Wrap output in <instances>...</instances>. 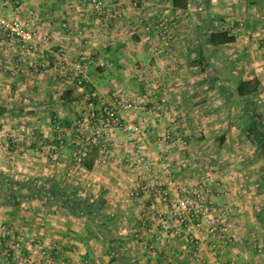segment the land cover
Returning a JSON list of instances; mask_svg holds the SVG:
<instances>
[{
    "label": "crops",
    "instance_id": "0c3cea01",
    "mask_svg": "<svg viewBox=\"0 0 264 264\" xmlns=\"http://www.w3.org/2000/svg\"><path fill=\"white\" fill-rule=\"evenodd\" d=\"M173 2L147 0L137 6L134 0H107L106 14L101 15L90 0H0L1 19L21 21L36 34L33 47L23 50L10 44L0 27V171L23 177L49 174L73 182L76 140L71 141L69 130L41 122L67 119L75 111H81L85 122L97 120L101 108L111 105L124 121H134L144 130L130 141L121 128L102 132L94 121L97 129L86 132L98 135L97 158L83 167L88 173L81 183L93 182L103 189L108 206L104 213L111 211L112 226L129 232L121 245L130 263L264 264V180L260 173H247L252 166L242 153L249 149L256 151L255 157L259 154L248 131L250 111L264 117V0H180L178 6ZM165 18L173 25L169 45L157 30ZM215 30L228 31L235 41L214 47L210 36ZM87 57L96 63L80 88L65 68ZM255 79L259 93L251 97L250 110V99L238 97L236 88L240 81ZM130 97L139 98L140 111L125 112L117 106ZM29 120H36L32 128L23 122ZM174 121L180 134L191 138L193 150L202 154L193 160L195 168L202 169L190 173V154L166 142L164 149L175 151L178 161L186 163L174 176L180 191L172 192L184 196V189L207 180L209 214L222 216L226 244L209 235L204 224L168 223L167 202L152 191L140 192L157 177L148 170L161 168L154 151H162L156 145ZM142 155L146 161L135 165L132 157ZM249 162L264 165L258 159ZM213 163L218 165L216 175L207 167ZM159 178L168 180L166 175ZM139 215L142 218L135 222ZM133 236L140 239L134 242ZM191 237L203 244L198 260ZM16 238L22 240L20 247L10 248ZM28 255L32 264H119L87 217L41 201L0 206V264H19L20 256Z\"/></svg>",
    "mask_w": 264,
    "mask_h": 264
},
{
    "label": "built area",
    "instance_id": "2783aa9c",
    "mask_svg": "<svg viewBox=\"0 0 264 264\" xmlns=\"http://www.w3.org/2000/svg\"><path fill=\"white\" fill-rule=\"evenodd\" d=\"M8 1V0H4ZM135 5H146L147 0H134ZM91 5L94 10L98 14H106L107 0H90ZM0 27L4 30L7 40L10 44L18 45L23 50L31 49L32 42L35 39L36 34L29 28L25 26L21 21H4L0 18ZM65 27V25H64ZM158 34L166 45H169L172 41V31L171 25L168 22V19H161L159 24L157 25ZM48 40V38H46ZM60 55L65 60V50L60 48ZM95 60L91 57H87L85 59H78L72 62L69 66H67L66 72L69 75V80L74 81L78 86L83 84V78H85V74L87 71L94 65ZM100 65H104V62L100 60ZM117 106L122 108L125 112H134L140 111L142 104L137 97L123 98L117 102ZM100 123L101 129L104 131L111 130L113 128L121 127L125 133L128 134H141L144 130L142 125L134 121H123L119 111L111 105H104L101 108L100 117L95 120ZM1 133V130H0ZM164 139L170 142H175L181 140L179 132L173 127L169 128L168 131L164 134ZM2 140V136L0 135V143ZM92 141V140H91ZM91 141H87L86 145H91ZM93 142V141H92ZM82 146L79 150L78 158L81 160L83 156H85L88 152V146ZM144 161L143 159L140 161ZM207 180H203L196 188H186L183 190L184 196H175L172 192L173 189L180 188L177 186L176 182L173 178H168V180L164 183L157 180V177H154L153 180L149 183L143 184L141 190L147 191L151 190L154 192V195L157 197H161L164 200L168 201V205L171 210V218L176 221L180 226L187 227L191 225L193 222L197 224V226H202L204 224L205 228L208 230L209 235L213 237L216 236L223 244H226L227 241V228L223 227V222L220 218L222 217H210L209 208L207 206V198L206 192L209 191ZM182 191V190H181ZM203 219L206 224L203 223ZM221 227V229H220ZM3 232H5L8 236L9 231L7 228L2 227ZM20 238L12 239L9 247L19 248L21 244ZM189 242L193 244L194 251L193 257L195 259L201 258V250L203 248V244L196 238H189ZM6 255L10 256L11 252L7 249L5 252ZM19 264H32L33 257L31 256H20ZM162 264H174L170 260H165ZM204 264H216L214 261H207ZM230 264H236L231 262Z\"/></svg>",
    "mask_w": 264,
    "mask_h": 264
},
{
    "label": "trees",
    "instance_id": "16d2710c",
    "mask_svg": "<svg viewBox=\"0 0 264 264\" xmlns=\"http://www.w3.org/2000/svg\"><path fill=\"white\" fill-rule=\"evenodd\" d=\"M180 0H174L178 6ZM186 8V7H185ZM235 39L228 31L215 30L210 36L211 44L216 47L233 43ZM259 93V82L240 81L236 88V94L241 98H249V108L254 104L253 98ZM255 98V97H254ZM253 120L249 126V137L258 153L264 155V123L254 115V110L249 112ZM84 192L75 186L69 185L56 177H31L18 179L6 172L0 171V200L1 205L20 206L26 202L41 201L45 206H54L68 210L72 215L87 217L98 229L104 240L110 247L112 254L119 264H133L115 239L107 237L109 225H115L114 214L104 213L107 202L104 197L83 196ZM103 219V220H101Z\"/></svg>",
    "mask_w": 264,
    "mask_h": 264
},
{
    "label": "rangeland",
    "instance_id": "374dc122",
    "mask_svg": "<svg viewBox=\"0 0 264 264\" xmlns=\"http://www.w3.org/2000/svg\"><path fill=\"white\" fill-rule=\"evenodd\" d=\"M165 14L170 15V13H165ZM171 30H173V25L171 26ZM79 87L80 88L84 87V81H83V84L81 86H79ZM105 105H108V104H105ZM81 107H86V105L85 106H81ZM87 108H88V106H87ZM90 109H91V107H90ZM84 110L85 109H83V111ZM78 112H81V111H77V112L75 111L72 115H70L71 117L68 116L70 114L69 113L67 115L68 116L67 119H61V118H59V119H46V120L44 119V120H42L41 125H48V126H50V128L52 127L54 129H57L58 131L59 130L67 129V130H69L71 132V135H70L71 141L72 140L73 141L76 140V142L73 143V145L75 146V147H73L74 148L73 149V160L76 161V163H74L75 165H74L73 171H75L74 176H76V177L74 179L75 182L73 180V182H71V183L75 184V187L80 188L84 192V196H92V197L97 198V197H101L102 196L103 189H101V187L95 185L93 182H92L93 185H88V183H81L83 181H86V179L84 178V175L88 173L87 171H85V169H83V167L84 166L86 167V165H88L90 163V161H92L93 159L97 158V154L94 153V149L96 148L95 145L97 144V142L99 140L98 139V135L96 133L93 134V133H91V131L89 133H87L86 132V128L93 127L94 129L95 128L97 129V127H98V129H100L102 132H106V131H104L103 129H101L99 122H98V126L96 127L94 125L95 122H96L94 119H92V120L89 119L87 122H85L86 119H83V117L80 116ZM91 112H92V110H91ZM134 112H137V110L134 111ZM263 112H264V110H263ZM224 113H225V111H222L220 113V115L222 116V115H224ZM120 116H121V114H120ZM260 119H261V121L264 122V117H260ZM91 121L92 122L95 121V122L94 123H91ZM23 122H25V124H27V126L29 128H32L36 124L35 123L36 120H29V121H23ZM171 127H173L174 129L177 130V132H179V126H178V122L177 121H174V123H172L171 126L168 127V128H171ZM117 128H121V127H117ZM0 130H2L1 127H0ZM1 134L3 135L2 131H1L0 135ZM179 134H180V132H179ZM134 135L135 136H139L137 134H130V135H127V138L128 139L131 138L130 139V141H131L132 139H134ZM123 137H125V136H123ZM180 138H181V140L170 143L171 144L170 146L175 145V146L178 147L179 150L182 149L183 151L188 152L190 154L189 156H191L190 158H191V161H192L193 164L189 165V168L188 169H190L189 172L191 173L192 171H196L197 168L199 167L198 166V167L195 168V166H194L195 158H199V159L202 158V154L193 150V148L191 147L192 146V143L190 142V140H191L190 137H188L187 135L185 136L184 134L181 133L180 134ZM87 141H91V145H86L88 143ZM166 142H169V141L168 140H165L164 137H163L162 140L159 142L160 145H156V146H159L162 151H158V150H155L154 151L156 153V155H157V158L156 159H157L158 163L160 164V167L161 168H158L157 167L158 168L157 171L154 170V169H151V170L149 169L148 170V171H150V173H149L150 176L151 175H154V176H157L158 177L157 178L158 181L160 179L159 177L164 176V175H166L168 178H173L174 179V176L176 174H178L177 171H176L177 167H179L181 163H182V165H185L186 164L184 158H183L184 160H179L178 161V157H177L175 151L171 152L168 149V147L164 149V147L167 145ZM242 142H243V139H242ZM85 145L88 146V148H89L88 149V152H87V154L85 156H83L81 158V160H79V158H78L79 150L82 148V146H85ZM186 147H187V149H186ZM183 148H185V150ZM255 152L256 151L249 150V149L242 150V153L244 154L243 156L247 157V159H246L247 160V164L249 166H252L251 169L248 167L249 169H248V172L247 173L250 172V174L253 175V176L256 173H258V174L260 173L262 175L263 180H264V176H263L264 175V165H260L259 166V164H256L255 165V164L249 162L251 159H258V160H260L262 162L261 164H264V155L262 153H259L255 157ZM123 153H124V151H123ZM179 153H184V152L179 151ZM89 156H90V158H89ZM187 156H188V154H187ZM136 158L137 157H132V160H136V163L137 164L134 163L135 165L141 164L139 162L142 159L144 161H146V159H147V158H145L144 155L138 156L137 159ZM144 161H142V163H144ZM187 163H188V161H187ZM134 164H132V165L129 164V166L132 168ZM211 165H213V166H211ZM237 165H238V163H237ZM76 167H78V168H76ZM207 167H208L209 173L211 175H216V173L218 172V165H216L214 163L213 164H209ZM81 169H83V170H81ZM188 169H186L187 172H188ZM198 169H202L201 166ZM138 171H140V169ZM243 171H245V170H243ZM8 174H10L11 176H14V177H16L18 179H25V178H31L32 177V176L23 177L21 175H17V174H14V173H8ZM93 175H95V173H93ZM48 176H51V175H49V174H47L45 176L44 175H41L40 177L43 178V177H48ZM160 180H162V179H160ZM71 183H69V184L71 185ZM147 183H149V182H147ZM162 183H164V182H162ZM208 189H209V187H208ZM173 190L179 191L178 189H173ZM147 191L150 192L151 190H147ZM147 191H144L143 192L141 190V188H140V192L143 193V194L144 193H147ZM165 202H167V204H168V201L167 200H165ZM27 203L29 204L30 202H27ZM0 206H2L1 205V200H0ZM51 207H54V206H51ZM54 208H57V207H54ZM108 214H112L111 211H108ZM168 216H169V218L167 220L168 223H169L170 220H172L174 224H177L176 221L171 218V216H172L171 215V210L169 211V215ZM210 217L212 218L211 215H210ZM139 218H142V216H140V215H139V217L137 216V218L135 219V222H137V220L139 221ZM101 220H103V219H101ZM116 220H117V218H116ZM142 220H144V218ZM115 226H112V224L108 226L107 231H106L107 237L112 238V239H115L117 241V243L119 245H121L123 239H126V237L128 236L129 232L128 231H122L120 228H116ZM137 234L138 235L139 234L141 235V231H137ZM138 238L140 239V237H138V236L137 237L136 236H133V238H130V239L133 240L134 242H136Z\"/></svg>",
    "mask_w": 264,
    "mask_h": 264
}]
</instances>
